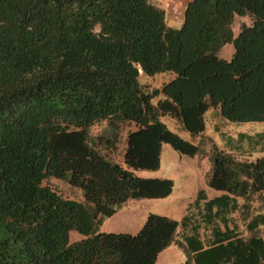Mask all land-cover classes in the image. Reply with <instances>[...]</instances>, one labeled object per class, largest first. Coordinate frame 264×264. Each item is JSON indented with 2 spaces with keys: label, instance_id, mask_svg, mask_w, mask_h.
<instances>
[{
  "label": "trees",
  "instance_id": "obj_1",
  "mask_svg": "<svg viewBox=\"0 0 264 264\" xmlns=\"http://www.w3.org/2000/svg\"><path fill=\"white\" fill-rule=\"evenodd\" d=\"M234 16L250 22L236 37ZM167 21L149 0H0V264H155L171 243L181 264H264V156L254 157L264 132L211 145L208 187L221 195L198 190L179 223L149 214L134 235L99 232L124 198L168 194L170 181L129 172L156 171L162 144L199 153L160 117L191 137L209 109L264 122V0H185L179 28ZM229 43L230 60L217 58ZM165 72L173 79L152 90L137 81ZM94 124L104 126L95 136ZM131 124L123 168L100 152ZM46 177L79 188L85 204ZM177 227L189 235L174 241ZM69 232L84 238L68 243Z\"/></svg>",
  "mask_w": 264,
  "mask_h": 264
},
{
  "label": "rangeland",
  "instance_id": "obj_2",
  "mask_svg": "<svg viewBox=\"0 0 264 264\" xmlns=\"http://www.w3.org/2000/svg\"><path fill=\"white\" fill-rule=\"evenodd\" d=\"M184 2L185 0H149L150 4L165 11L168 24L174 28H179L181 24ZM241 24L249 25V19L246 16H234L231 24L233 37H236L238 34ZM232 53L233 46L229 43L223 45L216 56L221 60L229 61ZM173 77V74L167 72L161 73L155 78L139 73L137 81L140 85H147V88L152 90L153 88L160 87L162 84H167ZM161 98L159 96L153 99L152 104H155ZM159 122L180 140L198 147L199 153L193 157L178 155L169 145L162 144L160 147L159 165L156 171L129 172L137 179L170 181L171 186L168 194L164 197H154L153 194L139 192L135 197L128 196L124 198L118 210L113 209L109 216L104 217L99 227V232L134 235L139 231L149 214L164 216L179 223L181 218L186 214L188 207L195 201L198 190L204 191L206 200L221 195L220 192L213 191L208 187V182L212 175L210 162L211 145L214 144L222 147L227 137L235 139L238 134L253 135L264 132V122L232 123L223 119L218 109H209L204 113V130L202 135L197 137H191L187 132L181 130L180 126L173 119L167 116L160 117ZM103 127V125L94 124L89 129L90 134L93 136L99 134L102 132ZM134 129L133 124L129 127H123L115 148L112 151H101L100 155L124 168L122 154L125 138L127 132ZM261 156H264V153L256 154L254 157ZM42 185L50 188L64 199L85 204L81 190L65 181L46 177ZM253 207L255 211L259 210L257 203ZM189 213L195 214L194 209L191 208ZM228 218L230 220L229 225H231V222L239 225L237 214H232ZM180 233L182 235L188 234V232H183L180 227H177L174 241L182 240V238H179ZM83 238L82 235L76 232H69L68 243H73ZM183 261L184 255L174 243H171L157 255L155 264H179L183 263Z\"/></svg>",
  "mask_w": 264,
  "mask_h": 264
},
{
  "label": "crops",
  "instance_id": "obj_3",
  "mask_svg": "<svg viewBox=\"0 0 264 264\" xmlns=\"http://www.w3.org/2000/svg\"><path fill=\"white\" fill-rule=\"evenodd\" d=\"M167 23H168V21H167ZM169 25V24H168ZM181 236H182V234L180 233V237L179 238H181ZM178 241H180V240H178ZM182 253V252H181ZM179 264H181V263H179Z\"/></svg>",
  "mask_w": 264,
  "mask_h": 264
}]
</instances>
